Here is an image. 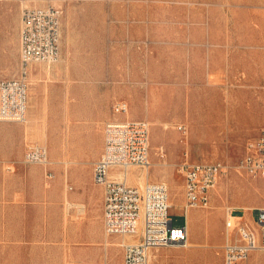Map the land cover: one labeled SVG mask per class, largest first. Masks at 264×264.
Wrapping results in <instances>:
<instances>
[{"label": "rangeland", "instance_id": "374dc122", "mask_svg": "<svg viewBox=\"0 0 264 264\" xmlns=\"http://www.w3.org/2000/svg\"><path fill=\"white\" fill-rule=\"evenodd\" d=\"M44 6L63 12L60 59L34 64L28 76L26 117L43 128L0 121V264L121 261L120 242L131 236L106 235L104 193L89 180L105 125L127 117L115 112L117 100L151 123L152 165L135 185L165 182L178 203L174 225L189 212L196 219L188 247L155 248L150 264H223L226 208L254 209L257 220L264 207V177L238 168L264 127V0H0V79L20 76L23 10ZM34 145L47 147L48 166L24 162ZM186 153L225 166L209 205L188 212L179 170ZM256 253L264 264L259 250L248 264Z\"/></svg>", "mask_w": 264, "mask_h": 264}, {"label": "built area", "instance_id": "2783aa9c", "mask_svg": "<svg viewBox=\"0 0 264 264\" xmlns=\"http://www.w3.org/2000/svg\"><path fill=\"white\" fill-rule=\"evenodd\" d=\"M62 10L56 7H27L23 10L19 30L18 78L0 79V121L24 122L28 110V76L34 64L51 65L60 59ZM116 113H129L125 100L114 103ZM183 128V126L181 127ZM151 123L146 119L114 120L105 125V145L93 165L94 182L104 187L103 217L107 236H136L125 243L121 261H73L64 264H150L151 252L166 246L188 247V222L174 225L169 187L165 182L129 184L125 175L131 167L149 170ZM24 162L48 166L47 147L34 145L24 154ZM238 168L256 177H264V127L260 135L247 144V153ZM184 176L185 210L206 207L210 192L225 171L222 162L191 161L186 153L179 164ZM49 179L54 172H47ZM227 210L223 264H248L256 250L264 253V207L258 208V230ZM187 216V215H186Z\"/></svg>", "mask_w": 264, "mask_h": 264}, {"label": "bare ground", "instance_id": "6f19581e", "mask_svg": "<svg viewBox=\"0 0 264 264\" xmlns=\"http://www.w3.org/2000/svg\"><path fill=\"white\" fill-rule=\"evenodd\" d=\"M39 66L42 68V64H39ZM45 67H47V66H45ZM32 69V68H31ZM42 70V69H41ZM45 71H46V68H45ZM47 72V71H46ZM210 75V74H209ZM209 79H210V82H211V76H209ZM38 80V79H37ZM37 80H36V78H35V76H34V74L33 73H31L30 74V78H29V82L32 84V85H36V83H37ZM202 90L204 89L205 91L207 90V88L206 87H204V85H202ZM34 97V96H33ZM37 99V98H36ZM29 105V104H28ZM30 106V105H29ZM35 107V106H34ZM32 109V108H31ZM34 109V108H33ZM37 110V109H36ZM40 110V109H39ZM29 111V110H28ZM45 111V110H44ZM211 111V110H210ZM212 112H214V111H211L210 112V115H212ZM35 113V112H34ZM40 114H41V112H40ZM40 114H38V115H40ZM37 117V116H36ZM34 115H32V114H30L29 113V115H28V117H26V127H27V129L29 130V129H34V128H36V129H40L41 128V126L43 125H41L40 126V128H39V124H38V120H37V118H36ZM42 117H40V119H41ZM159 119V118H158ZM170 123V122H169ZM168 122H166V121H161V120H157V122H156V125L157 126H161V124H162V128H164V130H166V129H169L171 126H170V124H169ZM174 123V122H173ZM227 124V123H226ZM42 128H43V126H42ZM37 130V131H38ZM36 131V132H37ZM44 130H42V132H43ZM46 131V130H45ZM223 133V132H222ZM43 135H45V133H43ZM42 135V136H43ZM47 136V135H46ZM184 140V139H183ZM162 145V144H161ZM163 160V159H162ZM51 162V161H50ZM162 163V162H161ZM156 164V163H155ZM158 164H160V163H158ZM169 164V163H168ZM134 167H131V169H129L128 171H125V172H122V173H120V177H122L123 175H125V178H126V180L128 181V182H134V184L135 183H140V184H142L145 180H146V176H147V172H148V170H144V172H143V174L141 175V176H139L138 177V175H135L133 172H134ZM163 172V171H162ZM250 181V180H249ZM253 184H256V185H258V182H253ZM175 193H173V196H172V199H169V203H170V205L171 206H174L176 203H177V201L176 200H174V198H175ZM65 203V202H64ZM63 203V207H64V205H66V204H64ZM178 204V203H177ZM72 205V204H71ZM80 205V204H79ZM78 207V206H77ZM81 207H83V206H81ZM230 207H228V208H226L227 210L229 209ZM84 209V208H83ZM227 213V212H226ZM206 220V219H205ZM188 223H189V228L191 229V227H192V225H193V223H195L196 224V219H195V217H194V215H192L190 212L188 213ZM251 226L253 227V228H255V230H258V226H257V224L256 223H252L251 224ZM190 229H189V231H190ZM130 239H126V238H124L121 242H120V244L121 245H124L125 243H133V242H136V240H135V238L134 239H131V237H129ZM130 240H132L133 242H129ZM104 244H106V243H104ZM192 244V243H191ZM152 256L155 258V256H154V254L151 252V258H152ZM102 259V258H101ZM255 260H256V262H255V264H259V262H258V253H256V256H255Z\"/></svg>", "mask_w": 264, "mask_h": 264}, {"label": "crops", "instance_id": "0c3cea01", "mask_svg": "<svg viewBox=\"0 0 264 264\" xmlns=\"http://www.w3.org/2000/svg\"><path fill=\"white\" fill-rule=\"evenodd\" d=\"M28 104H29V101H28ZM29 106V105H28ZM129 112H130V110H129ZM124 119H137V118H131L130 116H129V113H127V117L126 118H124ZM124 119H120L119 117H118V115H117V117H116V120H124ZM104 145H105V127H104V131H103V134H101V151L102 150H104ZM102 146H103V148H102ZM94 172H92L91 173V175H90V177H89V180H90V182L91 183H93L94 182ZM97 185V190L98 191H100L101 193L103 192L104 193V187L102 186V185H98V184H96ZM83 197L84 198H88V193L87 192H84V194H83ZM171 207H174V206H171ZM253 211H254V209L251 211V212H249L248 214H243L244 216L243 217H245V220H246V223L247 224H252V223H255V221H256V219L255 218H253V217H250L249 215L250 214H253ZM186 221H187V219L185 220V223H186ZM194 225H196L195 223H193V225H192V227L194 226ZM189 223H188V231H189ZM129 236H131L133 239L135 238V240H136V236H133V235H129ZM130 239V238H129ZM258 251V250H257ZM153 252V251H152ZM123 259V257L121 258V260ZM151 261V260H150Z\"/></svg>", "mask_w": 264, "mask_h": 264}]
</instances>
